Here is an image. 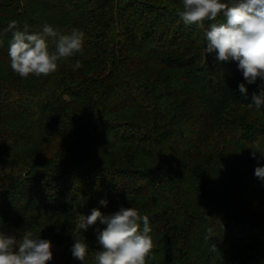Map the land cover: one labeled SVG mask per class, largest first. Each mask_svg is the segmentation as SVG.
<instances>
[{
    "label": "trees",
    "instance_id": "16d2710c",
    "mask_svg": "<svg viewBox=\"0 0 264 264\" xmlns=\"http://www.w3.org/2000/svg\"><path fill=\"white\" fill-rule=\"evenodd\" d=\"M179 10L182 0H0V232L50 240L49 264H81L74 238L95 264L105 226L79 230L80 215L120 205L149 217L146 264H264V108L248 107L261 81L206 54L205 29ZM11 20L78 29L83 54L21 78Z\"/></svg>",
    "mask_w": 264,
    "mask_h": 264
},
{
    "label": "clouds",
    "instance_id": "9594fccd",
    "mask_svg": "<svg viewBox=\"0 0 264 264\" xmlns=\"http://www.w3.org/2000/svg\"><path fill=\"white\" fill-rule=\"evenodd\" d=\"M178 15L184 24L205 29L206 54L215 53L218 62H237L248 85L261 81L258 90L251 93L248 107L264 108V0H182ZM220 17L223 21L218 20ZM6 30L12 33L10 68L21 78L48 77L58 71L61 61L84 51V33L78 29L61 34L45 23L42 31L30 32L27 23L21 29L18 21L11 20ZM49 38L55 41L54 49L49 48ZM81 67L76 59L73 70ZM238 92L249 99L245 83L238 84ZM256 155L252 150V158ZM254 174L264 181V166H257ZM99 204L107 207L108 201L101 199ZM97 224L105 227L96 229L100 250L95 254V264H146L155 248L147 215L124 205L109 214L93 208L90 214L80 215L77 228L87 231ZM88 247L85 241L74 238L70 251L83 264ZM52 249L50 240L32 231L20 238L0 232V264H49L54 257Z\"/></svg>",
    "mask_w": 264,
    "mask_h": 264
},
{
    "label": "rangeland",
    "instance_id": "374dc122",
    "mask_svg": "<svg viewBox=\"0 0 264 264\" xmlns=\"http://www.w3.org/2000/svg\"><path fill=\"white\" fill-rule=\"evenodd\" d=\"M88 214H90V212H87V213H85L84 215H88Z\"/></svg>",
    "mask_w": 264,
    "mask_h": 264
}]
</instances>
